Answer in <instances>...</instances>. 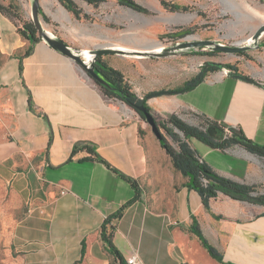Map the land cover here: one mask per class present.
I'll list each match as a JSON object with an SVG mask.
<instances>
[{"label": "crops", "instance_id": "crops-1", "mask_svg": "<svg viewBox=\"0 0 264 264\" xmlns=\"http://www.w3.org/2000/svg\"><path fill=\"white\" fill-rule=\"evenodd\" d=\"M262 41L251 51H263ZM28 47L21 77L18 56ZM0 53V186L16 214L12 264H118L101 239L100 225L131 201L113 221L112 241L125 260L136 255L143 264H223L189 230L194 217L223 262L264 264V205L223 197L204 206L132 107L105 95L76 62L45 41L21 36L1 12ZM116 61L119 65L111 66L122 71L135 94L147 97L152 91L138 93L137 82L121 68L127 58ZM223 68L186 92L147 97L148 104L182 120L192 116L202 124L207 119L240 128L264 145V82L237 65L236 72ZM83 143L137 180L140 198L133 201L130 182L105 163L87 159L86 151L69 159ZM188 143L217 173L251 186L253 197L264 196V156L238 145L215 149L193 137Z\"/></svg>", "mask_w": 264, "mask_h": 264}, {"label": "rangeland", "instance_id": "rangeland-1", "mask_svg": "<svg viewBox=\"0 0 264 264\" xmlns=\"http://www.w3.org/2000/svg\"><path fill=\"white\" fill-rule=\"evenodd\" d=\"M136 1L151 13L135 11L119 4L117 0H106L97 6L84 0H75L82 11L89 15L88 18L83 15L76 18L58 0H39V19L46 31L76 49L110 44L136 51L153 50V47H161L163 50L177 42L190 39H210L229 45L249 37L264 21L263 0H172L180 5L190 6L186 11H168L160 5L159 0ZM0 2L18 5L23 18L31 20L32 0ZM185 26L193 27L194 32L175 40L166 35ZM260 40H263V37ZM210 51V48L202 47L185 49L170 55L154 54L147 57L132 52L126 55L106 54L102 59L109 65H119L116 61L118 56L127 58V64L121 65V68L132 75L138 84L134 87L142 94L147 90L174 88L211 61L237 65L246 74L254 71L264 82V49L261 52L246 51L245 54L253 60L224 52L209 54ZM2 61L3 55L0 53V64ZM223 69L229 70L227 67ZM183 118L190 124L203 125L198 118ZM160 130L167 140L176 146L165 131L161 128ZM178 133L183 137L181 132ZM15 215L0 186V264H12L15 259L11 239Z\"/></svg>", "mask_w": 264, "mask_h": 264}, {"label": "trees", "instance_id": "trees-1", "mask_svg": "<svg viewBox=\"0 0 264 264\" xmlns=\"http://www.w3.org/2000/svg\"><path fill=\"white\" fill-rule=\"evenodd\" d=\"M69 12H71L76 18H80L83 15L88 18L89 15L82 11V9L77 5L75 0H58ZM88 4L97 6L101 2L106 0H84ZM121 5L129 7L135 11L142 12L145 14L151 13L145 6L137 2L136 0H117ZM160 5L168 11L177 10H188L190 6L180 5L172 0H159ZM0 12L7 16L13 23L17 26V31L24 38L28 39L31 43L39 40L37 35V29L32 20L23 18L18 5L14 3L3 4L0 2ZM194 32L193 27L185 26L179 27L173 32L166 33V35L175 40L177 38L183 37ZM264 43V39L262 41ZM31 51V47L25 49L22 55L18 56L19 59V73L22 77V65L21 57L28 55ZM209 54H214L219 51H210ZM237 55L245 56L249 58L245 52H238ZM95 70L98 74L111 86L105 87L98 82L96 84L101 88L103 93L109 97L121 100L130 107L135 105H145L147 109L152 113L159 128L165 131L175 143L176 146L171 144L166 136L163 134L162 141H159L161 147L170 156L174 168L180 171L184 176L187 177L186 186L196 191L204 206L209 207L210 202H216L222 200L223 197H228L231 199L247 200L254 203H259L264 205V196H251L252 191L251 186L240 184L231 178L225 177L217 173L206 161L201 159L199 154L195 149H193L188 143V139L196 138L204 144L220 150H226L230 146L238 145L244 148L249 153L264 156V145L253 141L248 138L242 129L235 128L232 126H227L222 123H218L212 120H204L203 127L195 126L189 124L188 122L179 118L175 113L172 112H154L148 104V98L146 96L139 97L132 90L131 84L128 82L122 71L113 66L109 65L102 58L97 57V61L94 63ZM221 67H227L230 70L237 71L236 65L234 64H222L219 62H209L207 65H203L201 69L190 78L184 80L181 84L175 86L174 88L160 89L158 91H152L150 93H158L157 96L169 95L174 93H183L193 87H195L199 82H201L206 74L211 71H216ZM134 109V108H133ZM142 119L143 116L140 112L136 111ZM215 128L216 132L210 134L207 128ZM177 130V131H176ZM178 132H181L183 137L180 136ZM142 135L144 132L139 130ZM86 151L88 155L87 159H94L105 163L116 173H119L124 179L130 182L135 190V197L133 199L137 200L141 196V188L139 182L132 179L123 173H121L117 168L111 166L101 155L97 153L95 148L88 143H83L80 145H75L71 156L77 151ZM132 203L128 202L122 205L117 211L107 216L100 225V236L102 241L109 253L113 256L114 260L118 264H127L126 260L121 255L118 248L114 245L112 241L113 230H114V220L119 219L127 206ZM218 219H221V215H216ZM189 230L198 237L201 245L206 249L208 254L223 264H232L229 262H223L222 253L213 246L208 239L203 235L199 224L193 217V221L189 226ZM83 247L81 249V255L83 254Z\"/></svg>", "mask_w": 264, "mask_h": 264}, {"label": "water", "instance_id": "water-1", "mask_svg": "<svg viewBox=\"0 0 264 264\" xmlns=\"http://www.w3.org/2000/svg\"><path fill=\"white\" fill-rule=\"evenodd\" d=\"M264 1V0H263ZM41 12L39 0H32L31 2V20L33 21L36 29L37 35L39 39L45 41L49 46L54 48L55 50L61 52L62 54L71 58L74 62H76L80 68L93 80L98 82L99 84L105 87H111L95 70L94 63L97 61V57L104 56L106 54H120L126 55L127 53L137 52L142 54V56H152L154 54H162V55H170L175 53H180L185 51V49H194V48H202L207 47L210 48L212 51H219L224 53L230 54H237L238 52H245L251 50L253 48H258L260 46V39L264 34V21L261 22L256 29L251 33L247 39L238 40L233 44H223L214 40L210 39H190L184 40L181 42H177L172 46L165 47L163 50L160 51H152V50H145V51H136V50H124L120 48H116L110 44H100L93 48L86 49L90 56V59L86 60L83 55V49H76L70 46L67 42L62 40L61 38L55 37L52 33L48 34V32L43 28L41 21L39 19V13ZM233 77L247 81V82H255L254 78L240 74L234 73ZM158 93H150L147 97L156 96ZM135 111H138L142 114L144 121L149 125L151 132L154 136L159 140L162 141L163 134L158 127L152 113L147 109V107L143 104L135 105ZM210 134H214L216 129L207 128Z\"/></svg>", "mask_w": 264, "mask_h": 264}, {"label": "bare ground", "instance_id": "bare-ground-1", "mask_svg": "<svg viewBox=\"0 0 264 264\" xmlns=\"http://www.w3.org/2000/svg\"><path fill=\"white\" fill-rule=\"evenodd\" d=\"M258 14H260V13H258ZM47 32H48V34H51L49 31H47ZM246 39H247V41H249V38L248 37ZM116 48H120V49H124V50H129V49H126V48H124L122 46H116ZM153 48L154 49L152 51H160L161 50V47H153ZM82 52H83V55L86 58V60L90 59V56L91 55L89 54V52L86 49H83Z\"/></svg>", "mask_w": 264, "mask_h": 264}, {"label": "built area", "instance_id": "built-area-1", "mask_svg": "<svg viewBox=\"0 0 264 264\" xmlns=\"http://www.w3.org/2000/svg\"><path fill=\"white\" fill-rule=\"evenodd\" d=\"M126 263L127 264H143L141 262V260L136 255H132L130 257H127L126 258Z\"/></svg>", "mask_w": 264, "mask_h": 264}, {"label": "flooded vegetation", "instance_id": "flooded-vegetation-1", "mask_svg": "<svg viewBox=\"0 0 264 264\" xmlns=\"http://www.w3.org/2000/svg\"><path fill=\"white\" fill-rule=\"evenodd\" d=\"M99 58H102V56H101V57H99Z\"/></svg>", "mask_w": 264, "mask_h": 264}]
</instances>
